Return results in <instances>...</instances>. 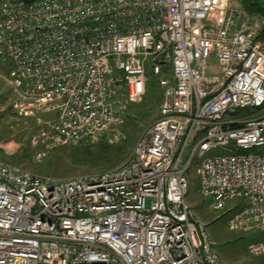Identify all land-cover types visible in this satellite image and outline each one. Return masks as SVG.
I'll return each instance as SVG.
<instances>
[{"label": "built area", "instance_id": "2783aa9c", "mask_svg": "<svg viewBox=\"0 0 264 264\" xmlns=\"http://www.w3.org/2000/svg\"><path fill=\"white\" fill-rule=\"evenodd\" d=\"M243 4L0 0L15 109L48 125L34 144L117 142L151 77L162 92L117 168L60 178L0 158V264H224L187 200L194 160L210 208L263 234L248 250L264 256V27Z\"/></svg>", "mask_w": 264, "mask_h": 264}, {"label": "rangeland", "instance_id": "374dc122", "mask_svg": "<svg viewBox=\"0 0 264 264\" xmlns=\"http://www.w3.org/2000/svg\"><path fill=\"white\" fill-rule=\"evenodd\" d=\"M252 1L264 4V0ZM244 8L249 14L244 16L245 20L250 15L258 17L264 27V12L260 13L256 4ZM261 39L264 42V34ZM10 67L9 63L0 60V158L37 175L66 178L117 168L128 160L137 138L159 114L161 96L155 78H150V85L141 100L128 102L125 124L117 142L101 139L54 146L47 140L45 143L41 137L34 144L32 138L40 134L41 128H48V125L38 123L32 116H23L15 109L19 95L9 79ZM257 111H240L237 116ZM47 117L43 116L42 119L46 120ZM39 152L43 154L41 160L37 159ZM197 163L198 160H194L187 170L190 180L187 200L195 218L204 225L213 250L224 264H264L263 255H253L248 250V245L263 237V234L257 231H231L228 228L227 219L231 212L212 210L208 200L200 193Z\"/></svg>", "mask_w": 264, "mask_h": 264}, {"label": "trees", "instance_id": "16d2710c", "mask_svg": "<svg viewBox=\"0 0 264 264\" xmlns=\"http://www.w3.org/2000/svg\"><path fill=\"white\" fill-rule=\"evenodd\" d=\"M246 5L249 6L250 4H256L257 5V10L260 12V13H263L264 12V4L263 3H260V2H257V1H252L250 2V0H246L245 1ZM152 78V77H151ZM150 80V79H149ZM150 83V82H149ZM150 84H148L149 86ZM158 89H159V92H160V96L162 95V92H161V89L159 88V86H157ZM160 102H161V98H160Z\"/></svg>", "mask_w": 264, "mask_h": 264}, {"label": "crops", "instance_id": "0c3cea01", "mask_svg": "<svg viewBox=\"0 0 264 264\" xmlns=\"http://www.w3.org/2000/svg\"><path fill=\"white\" fill-rule=\"evenodd\" d=\"M246 1V0H245ZM245 6L246 7H248L247 5H246V3H245ZM264 6V5H263ZM264 34V28H263V30H262V32H261V34H260V39H261V37H262V35ZM261 41H262V39H261ZM263 42V41H262ZM264 43V42H263Z\"/></svg>", "mask_w": 264, "mask_h": 264}, {"label": "bare ground", "instance_id": "6f19581e", "mask_svg": "<svg viewBox=\"0 0 264 264\" xmlns=\"http://www.w3.org/2000/svg\"><path fill=\"white\" fill-rule=\"evenodd\" d=\"M195 217V216H194ZM195 220H197L196 218H195ZM198 221V220H197Z\"/></svg>", "mask_w": 264, "mask_h": 264}]
</instances>
